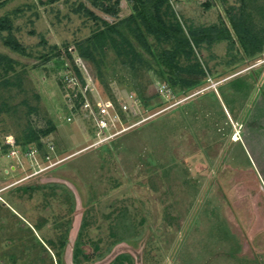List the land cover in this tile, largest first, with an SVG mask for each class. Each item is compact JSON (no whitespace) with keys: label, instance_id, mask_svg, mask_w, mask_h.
<instances>
[{"label":"rangeland","instance_id":"1","mask_svg":"<svg viewBox=\"0 0 264 264\" xmlns=\"http://www.w3.org/2000/svg\"><path fill=\"white\" fill-rule=\"evenodd\" d=\"M81 2L109 22L132 12L131 0H118L116 16L90 0L0 5L24 47L5 46L1 32L0 264H73L79 231L88 258L78 255V264H127L114 260L121 253L129 264H264V0L171 1L185 27L224 23L231 33L229 19L243 9L260 39L255 54L236 36L202 42L195 57L205 74L183 88L169 85L150 35L151 52L132 39L147 61L136 70L109 46L98 64L81 57L77 44L101 25ZM73 66L87 97L118 107L134 99L138 118L150 117L95 142L91 120H64L61 78ZM48 120L55 129L41 137L43 149L8 155L9 139L22 141L29 125L46 128Z\"/></svg>","mask_w":264,"mask_h":264},{"label":"trees","instance_id":"2","mask_svg":"<svg viewBox=\"0 0 264 264\" xmlns=\"http://www.w3.org/2000/svg\"><path fill=\"white\" fill-rule=\"evenodd\" d=\"M55 0H50L53 2ZM172 0H131L132 12L119 21L109 22L85 6L83 2L79 4V9L92 19L100 21V27H97L90 36L77 44L79 55L94 64H98L97 54L102 55L106 47H111L115 55L121 58L122 62H126L130 69L136 70L140 66L147 65V61L135 47L132 39L142 47L145 51L151 52L150 44L146 39V35L153 37L154 41L161 46L158 50L156 58L165 67L169 68L170 76L167 77L170 86L190 87L198 82V77L203 76L205 71L200 62L196 59V49L200 47L202 42L211 44L218 40L233 41V36L241 43H246L251 54L260 51V39L256 37L250 30V24L247 23L244 15H231L229 21L232 33L223 23L219 28L217 25H182L179 17L171 5ZM245 0H241L242 6ZM6 0L0 2L3 5ZM91 4L104 12L105 14L116 16L118 0L113 4L109 0H90ZM7 31L6 36H1L5 46L19 53H24V47L12 34L11 20L7 15L0 17V34ZM59 54L58 52L54 55ZM70 59V54L67 52ZM0 58H3L0 55ZM47 57L45 60H48ZM10 61V60H8ZM73 72L78 77L81 84H86L77 67L73 66ZM8 80L5 81L7 84ZM17 80L12 84H19ZM80 97V94H79ZM1 111V109H0ZM46 128L35 129L30 125L25 129L22 135V141H15V146L20 147L22 151H26L30 146L37 150L43 149L41 137L52 132L55 125L52 121H47ZM10 147L9 145H6ZM63 245L68 235V228L64 231ZM80 233L74 243L73 264H78V255L88 258L79 247ZM67 234V235H66ZM94 250H98V245L94 244ZM122 263L127 261L129 264V256L125 253L118 254L115 259Z\"/></svg>","mask_w":264,"mask_h":264},{"label":"built area","instance_id":"3","mask_svg":"<svg viewBox=\"0 0 264 264\" xmlns=\"http://www.w3.org/2000/svg\"><path fill=\"white\" fill-rule=\"evenodd\" d=\"M61 83L63 87H65L64 96L67 99L68 106V114L64 118L65 122H71L73 116L76 113H80L83 117L91 120L94 128H96L97 140L95 142L97 143H102L109 139H113L121 133L140 125L150 117L141 116L140 118H138L140 112L137 109V101L134 99H130L132 103H130L129 101L131 105L130 107L132 108V115L134 116L130 120V118L128 117L130 112L129 104L122 103L120 104V107H118L112 100H102L96 98L91 99L87 97L85 91L80 88L81 83L73 71L65 72L62 75ZM161 89H165V91L160 90L161 92H168L169 90L166 87H162ZM132 97L133 96L130 95L129 98ZM7 142L10 146L9 148H11L8 155L13 158L16 155L17 151L14 139L11 138ZM95 142L94 144H96ZM94 144L91 145L94 146ZM33 150L37 151V149L34 148L27 152V154H34ZM45 158H48V156H46ZM55 163H58V161H56ZM50 164L51 162L42 167L41 170H46L49 166H51ZM34 174H36V172L26 174L23 179L28 178ZM17 181L19 180H16V182Z\"/></svg>","mask_w":264,"mask_h":264},{"label":"crops","instance_id":"4","mask_svg":"<svg viewBox=\"0 0 264 264\" xmlns=\"http://www.w3.org/2000/svg\"><path fill=\"white\" fill-rule=\"evenodd\" d=\"M3 1V0H0V2ZM8 170H5V172H7Z\"/></svg>","mask_w":264,"mask_h":264}]
</instances>
